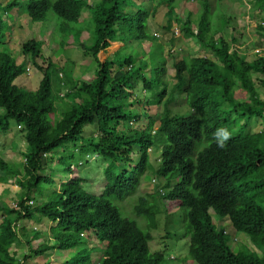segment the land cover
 <instances>
[{"label":"trees","instance_id":"1","mask_svg":"<svg viewBox=\"0 0 264 264\" xmlns=\"http://www.w3.org/2000/svg\"><path fill=\"white\" fill-rule=\"evenodd\" d=\"M249 1L264 11V0ZM18 2L7 5L12 9ZM209 3L203 1L197 31L190 28L189 14L184 32L216 60L184 57L175 62V81L171 82L164 77L168 59L149 20L166 4L170 24L175 0H99L93 4L87 0H28L26 12L33 21H42L51 11L64 22L79 25L75 31L79 45L96 62L94 75L83 79L75 78L67 66L60 72L52 60L46 68L38 64L44 76L35 91L15 83L23 68L9 50L13 29L0 15V133L7 132L15 120L24 126L27 142L21 151L26 158L23 168L0 155V182L14 178L22 188L17 194L20 198L15 202L11 198L12 204L0 193V264H26L55 247L61 254L72 250L61 264H162L164 253L151 250L152 231L159 228L162 213L168 220L176 208H183L188 218L184 239L188 238L190 260L186 258L183 264H264V254L252 250L264 249V133L250 130L253 119H264V98L254 79L255 73L264 76V56L249 60L244 51L232 47L236 39L216 38L225 26L213 31ZM85 9L87 22L94 28L90 44L81 41ZM258 29L264 42V25L259 23ZM144 40L152 44L148 60L132 52V43ZM42 45L29 39L22 51L38 58ZM156 46L161 47L158 52ZM111 48L112 56L102 58ZM54 75L59 79L58 93ZM260 82L264 86L261 76ZM63 89L66 92L61 95ZM148 92L155 96L150 98ZM179 98L185 99L186 113H174L170 107ZM159 105L163 110L155 127L152 108ZM127 108L137 111L129 124ZM49 113L53 114L50 122ZM143 118L147 125L134 127ZM89 124L96 125L95 134L84 136ZM218 129L231 134L223 147L215 139ZM156 144H162V150L153 169V193L141 192L133 209L134 217L144 221L141 224L139 218L136 221L125 214L119 201L140 190L141 176ZM87 146L108 161L107 183L100 195L88 191L83 178L74 174L78 169L71 163L72 156L52 157L61 148L78 150L85 157ZM134 147L138 148L137 161L131 157ZM54 162L61 170L59 178L46 174ZM174 179L179 182L173 183ZM56 184V196H49L53 190L49 187ZM167 204L175 207L170 210ZM213 214L227 218L234 232L245 234L246 239L241 241L239 235L231 239L226 228L216 225ZM45 218L54 223L47 239L39 229L32 231L22 222L42 223ZM86 234L94 235L103 247H89L82 240ZM23 246L28 252L19 260L11 249ZM95 250L102 253L98 261L92 260Z\"/></svg>","mask_w":264,"mask_h":264},{"label":"rangeland","instance_id":"2","mask_svg":"<svg viewBox=\"0 0 264 264\" xmlns=\"http://www.w3.org/2000/svg\"><path fill=\"white\" fill-rule=\"evenodd\" d=\"M12 0H0V15L3 16L4 20H7L10 24V27L13 29L12 37H8V41H10V46L12 45L11 52L13 53L14 58L18 65L22 66L23 73L20 74L15 83L30 91L37 90L40 85V81L43 78V72L37 66L38 64L41 67L46 68L49 64V60H52L57 64V69L69 67L73 69V74L75 78L83 79L88 78L87 76H93L94 70L96 66V62L91 54H85L82 50L81 46L78 42V35L75 32L77 27L72 26L69 23L61 20L57 15L53 12L49 11L46 14V17L42 21H33L29 18L28 13L26 12V4L28 0H20L18 2V6L14 7L16 9H11L6 7V4ZM90 3H97L99 0H87ZM175 12L171 16L172 20L169 24V16L167 14V5L161 4L153 16L149 20L151 32L158 37V44L164 48V54L168 59L167 65V74L164 76L167 80L171 79V82L175 81L174 75L176 73L174 64L175 62L181 60L184 57L191 56H207L214 60H216L215 56L211 53V51L201 47L198 43L197 39L194 37H188L185 35V21L188 18L189 14L192 18V24L190 25L191 29L195 32L197 31V23L201 19V13L204 11L203 1L204 0H175ZM210 10L212 11L209 16L210 21L212 23L213 31L219 30L216 34V38L222 36L229 40V42L237 40L232 44L233 48L240 49L244 51L249 60H254L258 57L259 54L264 56V42L261 38V33L258 29V24L264 25V11L260 10L258 7L254 6L253 3L249 0H209ZM157 4V3H156ZM3 5V6H2ZM14 10L17 11L14 13ZM5 11V13H4ZM15 17V18H14ZM89 12L87 9L83 12L82 21L80 23V29H84L81 36V41L85 44H90L94 40V28L92 23H88ZM227 21V23H226ZM189 27V25H187ZM36 39L41 41L42 45V56L34 57L31 54H25L22 51V44L29 40ZM7 41V39H6ZM133 54L136 58H146L144 60H148L149 50L152 49V44L148 42V40H144L142 42L136 41L133 42ZM118 47V44L113 46L114 49ZM113 48L107 50V52L102 53V58L111 57ZM160 46H156L155 50L158 52L160 50ZM141 59H137L140 61ZM71 64V65H69ZM29 67V72L26 71V67ZM68 68V69H69ZM148 68L146 72H149ZM61 72V70H60ZM87 74V75H84ZM85 76V77H84ZM260 76L264 78V76L259 75L258 73L254 74V79L257 87L260 90V94L262 98H264V86L260 82ZM54 83V91L58 93L56 82L59 81L57 76H53ZM66 92L65 89L62 90L61 95H64ZM157 93V92H156ZM150 98H153L155 95L151 92L146 93ZM61 101V100H59ZM164 105V104H163ZM170 107L173 109V112L186 113L188 110L187 104L184 98L175 99L170 103ZM155 110V111H154ZM163 107L159 105L158 107H153L152 116L155 117L157 123L159 122V116ZM127 112H130L127 123L135 121L136 112L132 108H127ZM58 115V113H57ZM53 116L52 113H49L47 116L48 121L49 117ZM58 118V117H57ZM56 118V119H57ZM55 120V118H54ZM147 118H143L141 121L134 122V127L144 128L147 125ZM156 123V126L157 125ZM18 123L15 120L10 121V126L8 129L9 133L14 134L13 138L15 140V145H18L17 148H13L7 145L9 149V153L11 155H17L19 160L16 162L10 158V161L13 164L19 166V168H23L25 157L22 155L21 151L25 148L27 142L25 140L24 134L22 130H18ZM156 129V128H155ZM96 125L89 124L84 127L83 135L91 136L95 134ZM250 130L252 133H264V119L255 118L252 120L250 125ZM10 138V137H8ZM83 142L78 143L76 146L82 144ZM84 143L87 142L84 141ZM15 147V146H14ZM132 153L133 161H137L139 154L138 148L134 147ZM162 144H156L155 151L149 157V164L147 171L144 175L141 176L142 184L140 185V190L136 193L127 196L123 200L119 201L120 206L122 207L125 214H127L130 218L135 219L137 221V217L134 213V205L137 200V196L142 192L151 193L149 190L153 191L152 188V177L154 176V167L156 166V160L161 156ZM95 151L90 146L86 147V156L83 157L79 152L69 149L64 150L63 148L56 150L52 157L55 159L58 156H64L66 158L73 157L71 163L77 167L78 171L75 172V175H80L83 178V186L90 192L100 195L104 191V187L107 183L105 177V167H107L108 161L101 158L95 157ZM58 155V156H57ZM90 160L89 163L87 160ZM80 161L84 163V165L80 164ZM52 169L49 167L46 171V174L60 177L61 170L56 166V163H53ZM71 177V176H70ZM178 179H174L173 183H178ZM58 185L50 186L49 188H53L49 196H56L55 187ZM2 187L0 185V193L2 192ZM15 191V188L12 187ZM3 193V192H2ZM9 194L5 195V199L9 201L8 203L12 204L11 197ZM18 197V195L16 194ZM21 194L18 198H20ZM34 197V193L31 195ZM37 199H39V195L37 193ZM13 197V196H12ZM51 197V198H52ZM15 202V198H14ZM7 203V202H6ZM35 205V204H34ZM167 207L172 210V207H175L174 204H169ZM163 210V207H162ZM186 211L183 208H176V210L172 211L171 217L167 220V215L165 213L161 214V222L159 224V228L157 230H153V241H151L150 246L153 252L162 251L165 256V260L162 264H183L185 259L187 261L189 258V242H186L188 238L184 239V232L186 229V224L188 223V218L185 217ZM133 216H132V215ZM2 217V211L0 212V221ZM214 222L219 227H224L229 232L231 239L235 236L239 235L238 238L242 241L246 239L245 234L243 233H235L229 224L228 219H221L215 214H213ZM138 221H141V224H144V221L139 218ZM22 222H25L32 229L35 226L42 233L43 237L47 239L49 237V229L54 224L52 221L44 219V222L39 223L35 222V220H27L23 219ZM162 223V224H161ZM41 224V225H40ZM142 228H144L140 223H138ZM86 243H88L89 247L102 248L103 245L98 241V239L94 235L86 234L82 239ZM42 240L34 242L32 247L36 248ZM186 242V243H185ZM253 248V247H252ZM255 248V247H254ZM256 249V250H255ZM252 249L256 251L259 255L261 253L264 254V249L255 248ZM15 252L16 257L20 260L23 259L25 253L28 252L26 246L13 248L11 249ZM72 250L67 253H71ZM67 253H59L57 248L48 251L47 253L39 256H33L32 259L27 261L26 264H61L68 258ZM102 253L100 251L95 250L92 253V260L98 261ZM171 258H177V260H172ZM190 263V262H188Z\"/></svg>","mask_w":264,"mask_h":264},{"label":"crops","instance_id":"3","mask_svg":"<svg viewBox=\"0 0 264 264\" xmlns=\"http://www.w3.org/2000/svg\"><path fill=\"white\" fill-rule=\"evenodd\" d=\"M13 48H12V45L9 47V50H10V52H11V50H12ZM12 53V52H11ZM13 54V53H12ZM17 128H18V125H17ZM19 130V129H18ZM24 134V133H23ZM13 136H14V134H12V133H9L8 131L7 132H1L0 133V155L2 156V158H4L5 160H8V161H10V158L12 157V160L13 161H15L16 162V160L18 159L19 160V158H18V156L15 154V155H11L9 152V149L7 148V145H9L10 144V146L11 147H13V148H17V146L18 145H15L16 143H15V140L14 139H12L13 138ZM8 137H10V138H8ZM15 146V147H14ZM11 156V157H10ZM11 162V161H10ZM16 165V164H15ZM18 166V165H17ZM19 167V166H18ZM12 180V182H9V183H4V182H0V185H1V187H2V192H1V194H3V195H6L7 196V194H9L10 195V197L11 198H16L17 196H16V194H18L20 191H21V186L20 185H18L17 184V182L15 181V179L13 178V179H11ZM12 187L13 188H15V191L12 189ZM13 196V197H12ZM9 197V196H8ZM4 199H5V197H4ZM27 226H28V224H27ZM36 227V226H35ZM34 227V228H35ZM31 259H29V261H30Z\"/></svg>","mask_w":264,"mask_h":264},{"label":"clouds","instance_id":"4","mask_svg":"<svg viewBox=\"0 0 264 264\" xmlns=\"http://www.w3.org/2000/svg\"><path fill=\"white\" fill-rule=\"evenodd\" d=\"M11 2V1H10ZM10 2H8L7 4H9ZM6 4V6L8 7V5ZM13 9H16V8H13ZM15 12H17V11H15L14 10V13ZM15 18V17H14ZM29 18H30V16H29ZM5 42H7V41H5ZM8 43V42H7ZM12 54V53H11ZM13 55V54H12ZM29 67L27 66L26 67V71L27 72H29ZM35 91V90H34ZM157 123V122H156ZM157 125H159V122L157 123ZM24 126L22 125V124H18V129H20V130H22L23 131V128ZM23 133H24V131H23ZM230 133L226 130V129H218L217 130V133L215 134V139H216V141H217V144H218V146L219 147H223L224 146V143L230 138ZM81 145V144H80ZM83 145H85V144H83ZM77 152H78V150H77ZM95 157L96 158H98L99 157V155L98 154H95ZM25 160V162H26V158L24 159ZM87 160V162H85V163H89V161L91 160H88V159H86ZM83 162L82 161H80V164H82ZM82 165H84V163L82 164ZM151 193H153V191L152 190H149ZM212 213H213V211H211ZM41 225V224H40ZM35 228H37V226L35 227ZM38 229V228H37ZM30 259H32V258H30Z\"/></svg>","mask_w":264,"mask_h":264}]
</instances>
